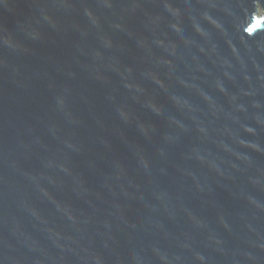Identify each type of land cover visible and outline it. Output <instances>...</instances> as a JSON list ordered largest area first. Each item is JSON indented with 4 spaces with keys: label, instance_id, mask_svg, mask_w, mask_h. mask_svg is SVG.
Returning a JSON list of instances; mask_svg holds the SVG:
<instances>
[{
    "label": "water",
    "instance_id": "1",
    "mask_svg": "<svg viewBox=\"0 0 264 264\" xmlns=\"http://www.w3.org/2000/svg\"><path fill=\"white\" fill-rule=\"evenodd\" d=\"M0 264H264V0H0Z\"/></svg>",
    "mask_w": 264,
    "mask_h": 264
},
{
    "label": "rangeland",
    "instance_id": "2",
    "mask_svg": "<svg viewBox=\"0 0 264 264\" xmlns=\"http://www.w3.org/2000/svg\"><path fill=\"white\" fill-rule=\"evenodd\" d=\"M261 12V11H260Z\"/></svg>",
    "mask_w": 264,
    "mask_h": 264
}]
</instances>
